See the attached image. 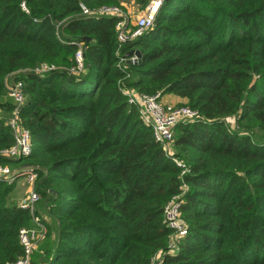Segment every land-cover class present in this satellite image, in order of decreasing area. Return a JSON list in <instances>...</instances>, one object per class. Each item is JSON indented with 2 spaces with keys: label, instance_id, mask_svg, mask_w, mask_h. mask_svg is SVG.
<instances>
[{
  "label": "trees",
  "instance_id": "1",
  "mask_svg": "<svg viewBox=\"0 0 264 264\" xmlns=\"http://www.w3.org/2000/svg\"><path fill=\"white\" fill-rule=\"evenodd\" d=\"M80 4L120 0H0V150L14 141L5 78L57 67L13 74L32 151L0 157L12 170L33 167L54 219L30 264H264V0H164L153 26L121 45L117 18ZM77 42L83 70L73 74ZM133 50L138 63L120 61ZM123 88L198 110L175 126L173 155ZM15 184L0 179V264L22 255L18 232L33 226ZM174 195L186 231L171 253L163 209Z\"/></svg>",
  "mask_w": 264,
  "mask_h": 264
},
{
  "label": "built area",
  "instance_id": "2",
  "mask_svg": "<svg viewBox=\"0 0 264 264\" xmlns=\"http://www.w3.org/2000/svg\"><path fill=\"white\" fill-rule=\"evenodd\" d=\"M163 1L151 0L133 24L121 3L112 5L104 4L96 8H87L83 4H80V8L84 15L116 17V39L121 45L137 38L153 26L156 13ZM21 8L28 12L24 1L21 2ZM77 46L78 48L74 55L75 65L69 69V72L73 74H78L83 70L82 46L81 44ZM120 61L125 62L126 59L121 58ZM54 68L55 65L53 64L42 63L30 71L37 75H43ZM7 91L9 97L14 100V107L8 121V125L13 131L14 141L11 145L0 150V157L16 159L27 156L32 151L30 132L23 126L20 116V111L25 104L27 96H25L23 82L20 80H12L8 83ZM122 92L127 97L128 103L136 106L142 121L152 128L153 137L162 146L163 151L169 155H173L172 144L175 126L181 121L197 119L199 112L190 106H171L164 104L161 101L159 92L151 94L139 92L131 88H123ZM173 160L181 168L180 175L188 171V166L184 162L177 158H173ZM20 172L19 170L10 169L7 165L0 164V179L6 182H13L18 175L17 173L24 174ZM24 175H26V180L30 184L31 189L18 201V206L29 211L33 219V226L22 227L19 230L18 239L23 248V253L9 264H30L32 252L46 234L45 224L37 216L34 217L35 214H33L34 207L41 198L39 192L34 187L37 174L31 168ZM179 198L180 195L172 196L163 209V221L172 230L166 247V250L171 253L175 252V249L176 251L178 250L179 236L184 234L186 230V226L181 218V201ZM160 254L161 251L159 252V256ZM155 260L157 261L155 264H159L158 256Z\"/></svg>",
  "mask_w": 264,
  "mask_h": 264
},
{
  "label": "rangeland",
  "instance_id": "3",
  "mask_svg": "<svg viewBox=\"0 0 264 264\" xmlns=\"http://www.w3.org/2000/svg\"><path fill=\"white\" fill-rule=\"evenodd\" d=\"M121 1H127V3H129L128 4V6H130L131 7V10H132V17L134 18L133 20L135 21V20H137V18L136 17H138V16H140L141 15V13H143V11L145 10V8H146V6L148 5V3L151 1V0H147L146 1V3L145 4H143L142 2H140L139 0H120V2ZM22 2V1H21ZM123 9H124V7H123ZM126 12V11H125ZM126 14H127V12H126ZM129 16V15H128ZM130 18V17H129ZM133 21V22H134ZM78 44H81V46H82V42H77V45ZM82 49H83V46H82ZM124 59H127V58H131L132 60L134 59V56H132V57H128L127 55L126 56H124L123 57ZM125 63H126V61H125ZM57 67L55 66V68L53 69V70H55ZM31 70V69H30ZM30 70H22V71H17V72H15V73H13V74H15V75H17V74H19L20 72H27V71H29V72H32V71H30ZM13 74H11L10 76H7L6 78H5V84H6V88H7V84L8 83H10L12 80H14V79H12V77H14V75ZM37 75V74H36ZM39 76H41V75H39ZM12 79V80H11ZM17 80H20V79H17ZM20 81H22V80H20ZM145 93H147V92H145ZM171 95H173V94H171ZM7 96L9 97V95H8V91H7ZM26 96V95H25ZM176 96V95H175ZM177 97H179V96H177ZM9 98H11V97H9ZM180 99H181V101H178V102H175V103H173V102H167V101H165L163 98H161V101L164 103V104H167V105H171V106H188V105H186L185 104V99L184 98H181V97H179ZM12 99V98H11ZM12 102H13V104H14V100H12ZM195 109V108H194ZM197 110V109H196ZM198 111V110H197ZM10 115H11V113L8 115H6V124H8V121H9V117H10ZM236 118H235V116H231V117H228L227 119H226V121L231 125V127L233 128V127H235V125H236V120H235ZM182 122V121H181ZM180 123V122H179ZM256 138H260V134H259V132H258V130H256ZM22 168H20V170L19 171H21L20 173H24V174H26V171H28L29 169H31V168H33L31 165H22L21 166ZM18 174V175H17ZM16 175V178L14 179V181H15V187H14V190L12 191V194H11V197L13 198V199H15L16 197H17V195H18V193L19 192H21V193H23L24 191H25V194H24V196L26 195V193L28 192V190L29 189H31V186H30V184L27 182V180H26V175H24V174H19V173H17ZM34 187H35V184H34ZM21 199V198H20ZM33 214H35L34 215V217H36L37 216V218L38 219H40L44 224H45V226H46V232H47V228L48 227H50V228H52V229H54V219L51 217V215L48 213V209H47V207H46V203L42 200V198H40V200H39V202L35 205V207H34V211H33ZM32 217V216H31ZM33 220V219H32ZM186 231V230H185ZM183 235L184 234H181L180 236H179V240L178 241H180L181 240V238L183 237ZM165 251H167V250H165ZM175 251H176V249H175ZM164 253V251H162L161 250V254H160V257H161V255Z\"/></svg>",
  "mask_w": 264,
  "mask_h": 264
},
{
  "label": "crops",
  "instance_id": "4",
  "mask_svg": "<svg viewBox=\"0 0 264 264\" xmlns=\"http://www.w3.org/2000/svg\"><path fill=\"white\" fill-rule=\"evenodd\" d=\"M120 3H121V5H122V7H124V10H125V11L127 12V14L129 15L131 23H132V24L135 23L136 20H135V21L133 20L134 18L132 17V10H131V7L128 6L129 3H127V1H121ZM138 17H139V16H138ZM138 17H136V18H138ZM133 21H134V22H133ZM162 98H163L165 101H167V102H173V103L178 102V101H181V99H180L179 97H177V96H175V95H171V94L164 95V96H162ZM24 194H25V191H24L23 193L19 192L18 195H17V197H16L14 200H16V202L18 203V201L20 200V198H22V197L24 196Z\"/></svg>",
  "mask_w": 264,
  "mask_h": 264
},
{
  "label": "water",
  "instance_id": "5",
  "mask_svg": "<svg viewBox=\"0 0 264 264\" xmlns=\"http://www.w3.org/2000/svg\"><path fill=\"white\" fill-rule=\"evenodd\" d=\"M127 56L128 57L134 56V60H132L131 58L126 59L127 64H136L140 61L141 53L139 52V50H133V51L129 52V54Z\"/></svg>",
  "mask_w": 264,
  "mask_h": 264
}]
</instances>
